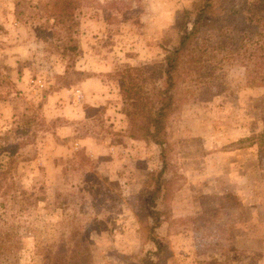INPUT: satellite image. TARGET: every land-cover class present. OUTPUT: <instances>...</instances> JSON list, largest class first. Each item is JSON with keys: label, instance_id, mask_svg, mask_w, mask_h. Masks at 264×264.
<instances>
[{"label": "rangeland", "instance_id": "obj_1", "mask_svg": "<svg viewBox=\"0 0 264 264\" xmlns=\"http://www.w3.org/2000/svg\"><path fill=\"white\" fill-rule=\"evenodd\" d=\"M57 1L78 2L72 27L54 25ZM198 1L0 0V231L21 240L14 264H264V63L245 59L242 32L238 52L182 60L153 230L160 148L129 137L121 97L113 121L68 102L89 78L116 94L125 67L158 73ZM244 1L216 11L237 21Z\"/></svg>", "mask_w": 264, "mask_h": 264}, {"label": "trees", "instance_id": "obj_2", "mask_svg": "<svg viewBox=\"0 0 264 264\" xmlns=\"http://www.w3.org/2000/svg\"><path fill=\"white\" fill-rule=\"evenodd\" d=\"M225 1L199 0L195 3L191 13L187 11L184 13L185 18L192 15L191 27L181 35L177 46L167 52L164 68L158 72L159 74L147 65L127 66L115 74V77L120 80L119 94L125 107V116L130 121L129 137L145 140L160 148L162 169L157 172L152 182L149 209L153 224L151 227L148 226L149 231L160 226L161 213L156 210V200L161 197L164 189L159 179L168 166L170 151L167 140V122L176 108L175 91L180 79L182 60L189 57V62H193L197 53H200V56L211 54L216 46L222 47L220 50L229 47L227 50L238 52L239 49L234 46L233 42L236 36L234 32H242L244 46L253 48L252 54L248 58L244 56L245 59L249 61V58L253 59L258 56L257 59H260L262 64L264 63V0H245L237 21L219 12L221 16L216 11L217 5L224 4ZM78 6L76 1L55 2L50 10L54 25L67 27L71 24L70 27H72L74 12ZM247 24V27L243 26ZM238 57L241 59L242 55ZM244 66L248 70L249 62ZM161 79L163 86H156V81ZM253 139L258 141L260 146H264V131ZM3 181H5V173L0 174V185ZM12 187L13 182L10 189ZM4 190L1 192L2 195L8 192ZM16 236L10 230L9 233L5 230L0 231V264L16 263L14 262L15 253L20 248L21 241Z\"/></svg>", "mask_w": 264, "mask_h": 264}, {"label": "crops", "instance_id": "obj_3", "mask_svg": "<svg viewBox=\"0 0 264 264\" xmlns=\"http://www.w3.org/2000/svg\"><path fill=\"white\" fill-rule=\"evenodd\" d=\"M96 81V79L89 78L85 81H82V83H80L77 87L68 89V102L75 105V100L79 96L81 99L80 103H89V105L93 107H100L105 105L107 107L106 111L108 115H110L109 117H111V120L113 121L114 119H118L119 113L117 111V103L116 101H112V99H120L119 86L117 87V93L114 94L113 92H111L109 86L106 83L101 82V87L99 89V91H101V94L100 92H96L95 94H93L88 91V87L95 86V84H97ZM64 91H66V89H61L57 94L62 96L64 94ZM109 99H111V101H109Z\"/></svg>", "mask_w": 264, "mask_h": 264}, {"label": "built area", "instance_id": "obj_4", "mask_svg": "<svg viewBox=\"0 0 264 264\" xmlns=\"http://www.w3.org/2000/svg\"><path fill=\"white\" fill-rule=\"evenodd\" d=\"M78 92V91H77ZM79 97V96H78Z\"/></svg>", "mask_w": 264, "mask_h": 264}]
</instances>
